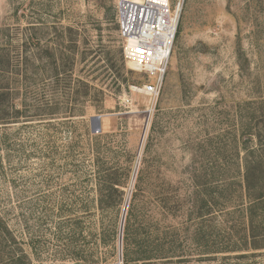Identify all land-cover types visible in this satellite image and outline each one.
Returning a JSON list of instances; mask_svg holds the SVG:
<instances>
[{"label":"rangeland","instance_id":"rangeland-1","mask_svg":"<svg viewBox=\"0 0 264 264\" xmlns=\"http://www.w3.org/2000/svg\"><path fill=\"white\" fill-rule=\"evenodd\" d=\"M172 1L150 113L118 0H0V264H264L243 186L264 150V0Z\"/></svg>","mask_w":264,"mask_h":264},{"label":"built area","instance_id":"built-area-1","mask_svg":"<svg viewBox=\"0 0 264 264\" xmlns=\"http://www.w3.org/2000/svg\"><path fill=\"white\" fill-rule=\"evenodd\" d=\"M182 4L172 0H118L117 23L126 63L148 75L150 83L134 88L150 102L160 96L180 22Z\"/></svg>","mask_w":264,"mask_h":264},{"label":"trees","instance_id":"trees-1","mask_svg":"<svg viewBox=\"0 0 264 264\" xmlns=\"http://www.w3.org/2000/svg\"><path fill=\"white\" fill-rule=\"evenodd\" d=\"M28 49L27 42H24L22 53H20V56L18 54V58L16 57L17 59L13 61V65L15 63V67L18 69L17 75L26 73L30 69L33 60L31 61L32 56L28 54ZM9 119L7 117H0V120L4 122L9 121ZM262 137H264V134ZM260 141L262 142L261 138ZM260 145L261 147L263 146L262 143ZM263 157L264 150L262 152L255 149L248 150L244 161L243 186L246 197L250 200L246 207V215L251 233L250 238H252V244L255 249H258V244H256V240H259L258 237H261L262 241H264V164L262 160L257 159ZM234 184L224 185L223 192L232 188Z\"/></svg>","mask_w":264,"mask_h":264},{"label":"water","instance_id":"water-1","mask_svg":"<svg viewBox=\"0 0 264 264\" xmlns=\"http://www.w3.org/2000/svg\"><path fill=\"white\" fill-rule=\"evenodd\" d=\"M92 123L94 124V126L96 127V129H98L97 127H99L101 125V117H94L92 119Z\"/></svg>","mask_w":264,"mask_h":264},{"label":"bare ground","instance_id":"bare-ground-1","mask_svg":"<svg viewBox=\"0 0 264 264\" xmlns=\"http://www.w3.org/2000/svg\"><path fill=\"white\" fill-rule=\"evenodd\" d=\"M131 67H133V65L130 64Z\"/></svg>","mask_w":264,"mask_h":264}]
</instances>
